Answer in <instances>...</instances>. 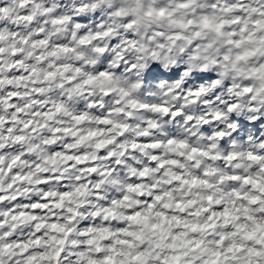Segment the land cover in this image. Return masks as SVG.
I'll return each mask as SVG.
<instances>
[{"label": "clouds", "instance_id": "1", "mask_svg": "<svg viewBox=\"0 0 264 264\" xmlns=\"http://www.w3.org/2000/svg\"><path fill=\"white\" fill-rule=\"evenodd\" d=\"M0 264H264V0H0Z\"/></svg>", "mask_w": 264, "mask_h": 264}]
</instances>
